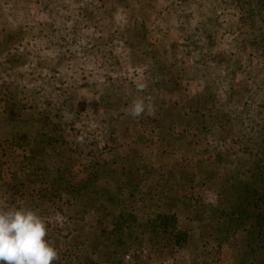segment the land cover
<instances>
[{"label": "rangeland", "instance_id": "rangeland-1", "mask_svg": "<svg viewBox=\"0 0 264 264\" xmlns=\"http://www.w3.org/2000/svg\"><path fill=\"white\" fill-rule=\"evenodd\" d=\"M263 128L264 0H0V210L54 264H264Z\"/></svg>", "mask_w": 264, "mask_h": 264}, {"label": "clouds", "instance_id": "clouds-1", "mask_svg": "<svg viewBox=\"0 0 264 264\" xmlns=\"http://www.w3.org/2000/svg\"><path fill=\"white\" fill-rule=\"evenodd\" d=\"M144 84H138L142 91ZM151 107L142 98L135 99L129 114L141 116ZM47 222L29 208L13 207L0 210V264H54L58 250L46 239Z\"/></svg>", "mask_w": 264, "mask_h": 264}, {"label": "trees", "instance_id": "trees-1", "mask_svg": "<svg viewBox=\"0 0 264 264\" xmlns=\"http://www.w3.org/2000/svg\"><path fill=\"white\" fill-rule=\"evenodd\" d=\"M244 106H245V109L248 107L247 106V104H244ZM241 122V121H240ZM264 129V128H263ZM264 132V131H263ZM181 171H184V170H181ZM56 183H55V181H53L52 182V186L53 185H55ZM65 184V183H64ZM61 185V184H59V185H57V187H56V190H58V189H68V188H66V186L65 185ZM61 185V186H60ZM13 187H14V184H13ZM53 187H55V186H53ZM192 194H194V192H191V195H189L190 196V198L192 199L193 198V196H192ZM55 195H57V194H55ZM54 195V196H55ZM195 196V195H194ZM196 197V196H195ZM247 199V198H246ZM232 210V212H233V209H231ZM171 220L172 221H176V219H175V213L172 215V218H171ZM167 231V230H166ZM174 234V233H173ZM257 238H258V236H256ZM183 238L182 237H177L176 236V239L174 240V242L177 244V243H179L181 240H182ZM259 239V238H258ZM259 243V242H258Z\"/></svg>", "mask_w": 264, "mask_h": 264}, {"label": "built area", "instance_id": "built-area-1", "mask_svg": "<svg viewBox=\"0 0 264 264\" xmlns=\"http://www.w3.org/2000/svg\"><path fill=\"white\" fill-rule=\"evenodd\" d=\"M128 257V256H127Z\"/></svg>", "mask_w": 264, "mask_h": 264}]
</instances>
